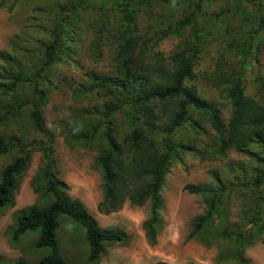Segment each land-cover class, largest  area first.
<instances>
[{
    "label": "rangeland",
    "instance_id": "374dc122",
    "mask_svg": "<svg viewBox=\"0 0 264 264\" xmlns=\"http://www.w3.org/2000/svg\"><path fill=\"white\" fill-rule=\"evenodd\" d=\"M75 1L0 0V84H9L10 80L5 78L7 73L13 75L19 71L24 79L14 92L0 91V136L15 143L0 155V171L21 153V149L26 148L30 152L27 167L17 180L12 205L0 211V264H14L18 259L25 264H36L49 252L47 247H35L36 230L27 231L17 240H12L10 229L18 211L31 205H43L51 199L46 197L44 200L32 184L37 169L42 165L39 146L45 144V136L33 130L27 113L31 109L29 99L36 80L32 74L41 63L43 45L49 41L51 20L48 13L54 14L58 10L57 15L66 14L69 5ZM171 1L168 4L151 1V7L144 9L137 18L141 31L147 25H151L152 29V26L160 24L158 35L171 32L165 26L172 28L174 21L187 16L197 1L199 9L193 23L200 48L194 71L206 70L210 73L217 61L223 64L224 73H230L232 69L237 71L242 57L239 47L247 40L248 31L254 26L250 18L244 22V15L248 14L245 12L250 5L245 6L244 0L238 4L237 0H185L182 6ZM260 1L264 3V0ZM109 3L110 0H96L94 5L108 10L112 8L108 7ZM87 4L88 0L78 8L79 16L86 11L91 12ZM167 9L171 17L168 15L169 19L163 20L159 16H166ZM86 24L89 23L85 21ZM86 28L88 31L85 30L84 38L80 39L75 52L68 51L66 42V53L70 57L60 54L45 73V78L48 76L55 86L48 91L39 113L43 128L52 140L54 172L68 185V196L89 212L99 228L121 230L126 238L123 242L102 241L99 258L88 262V246L82 227L70 217L59 214L55 238L62 258L68 264H264V202L255 214L251 184L254 169L260 166L257 157L264 156L263 147L251 142L249 149L253 152L248 155L238 153L233 147L216 150L215 130L199 114L196 117L203 121L200 123L202 128H193L184 123L182 128L168 135L172 141L183 144L184 148L178 150L179 158L171 160L163 177L152 242L148 239L145 226L150 217L148 201L135 206L125 200L120 208L109 213L97 209L103 198L101 174L93 168L98 152L95 148H84L65 141L68 135L72 139L70 133L78 128L100 125L101 118L95 112L103 109L106 100L102 90L83 97L74 96L73 91L91 82V72L109 74L113 69L112 40L106 35V41L101 46L102 53L93 56L88 40L94 33L91 28ZM236 33L239 42L228 41ZM183 37L191 39L192 32L186 29L180 36H163L151 47V59L153 53L163 57L173 53ZM254 43L243 68V93L264 103V87L256 79L264 76V30L254 36ZM1 56L9 57L16 67L4 63ZM26 77L31 79L26 80ZM191 80L188 85L194 84L196 94L211 104L218 116L225 120L230 113V104L224 94L200 75H195ZM36 83L37 87L42 88L45 82L36 80ZM159 105L160 102L156 105L157 110ZM167 120L163 116L158 123L155 130L157 140L165 135ZM114 122L120 123L119 130L126 129L121 113L116 115ZM189 143L190 148H186ZM189 185L206 188V191L190 193L186 189ZM219 187H224V190L220 192ZM257 190L264 197V184ZM209 201L213 205L210 215L199 230L188 237L194 222L206 214ZM250 217L256 219V223ZM256 225L263 227L256 230ZM245 234L249 235L247 241L242 240Z\"/></svg>",
    "mask_w": 264,
    "mask_h": 264
},
{
    "label": "trees",
    "instance_id": "16d2710c",
    "mask_svg": "<svg viewBox=\"0 0 264 264\" xmlns=\"http://www.w3.org/2000/svg\"><path fill=\"white\" fill-rule=\"evenodd\" d=\"M84 1L87 0H77L70 4L66 14L57 15L58 10L54 14L48 13L51 20L48 31L49 41L43 45L41 63L32 74L33 79L45 82L44 87L39 88L35 80L29 99L31 109L27 113L33 130L45 136V144L39 146L42 151V165L37 169L32 184L44 200L46 197L51 199L43 205H31L18 211L14 216L10 236L12 240H17L27 231L36 230L34 231L35 234L37 233L35 247L49 249V252L36 264H68L59 254L55 238L59 214L70 217L82 227L88 246V262H94L99 258L102 241L123 242L126 238V234L121 230L99 228L89 212L68 196L66 193L68 185L54 172L52 140L43 128L39 113L48 91L55 86L48 76L45 78L47 75L45 73L60 54L69 56L66 53V42L69 45L68 51L75 52L80 39L84 38L82 35L87 30L86 27L91 28L94 33V36L88 40L93 56L102 53L101 46L106 41V35L112 40L113 69L109 74L91 72L89 74L91 82L73 91L74 96L83 97L102 90L106 100L103 109L95 112V115L101 118L100 125L78 128L74 133H70L72 139L68 135L65 141L84 148H95L98 152L93 168L100 172L102 178L103 198L97 205L100 212L116 211L125 200L135 206H141L148 201L150 217L145 226L148 239L150 242L153 241V226L157 222L156 216L160 207L159 191L163 177L171 160L179 158L178 150L184 148L183 144L172 141L168 135L182 128L184 123H188L193 128H202L200 123L203 121L196 117V114L202 115L209 127L215 130L216 150L222 151L224 148L233 147L238 153L248 155L253 152L249 149V144L255 142L263 147L264 153V103L243 93L242 77L245 61L250 56L251 48L255 46L253 38L264 30V3L260 0H244L245 6L250 5L245 12L248 14L244 15V22L250 18L254 26L248 31L247 40L239 47L242 57L237 71L232 69L230 73H224L223 64L217 61L214 70L209 73L206 70L194 71L200 45L196 25L193 22L199 9V2H195L187 16L174 21L173 29L170 25L165 26L171 32L166 31L158 35L161 31L160 24L156 27L152 26V29L151 25H147L145 30L141 31L137 18L154 2L164 1L168 4L169 0H110L108 7L112 8L108 10L95 6L96 0H88L87 7L91 12L86 11L84 15L79 16L78 8L84 5ZM171 2L182 6L185 0ZM239 2L240 0H237V4ZM260 5L263 7L261 8ZM166 12V16L159 17L168 20V15L171 17V14L169 10ZM78 21L79 24L76 25ZM85 21L89 24L85 25ZM186 29L192 32L191 39L183 37L182 41L176 44L173 53L166 57L153 53L151 59V47L163 36H180ZM236 35L237 33L231 37L228 35V41L239 42ZM1 59L10 67H16L9 57L1 56ZM20 75L19 71L13 75L7 73L5 78L10 80L9 84H0V91L14 92L15 87L24 80ZM95 75H97L96 81H94ZM195 75H200V78L224 94L230 104V113L225 120L218 116V112L211 104L196 94L194 84L188 85ZM30 79L26 77V80ZM256 79L264 87V76ZM159 102L157 110L156 105ZM120 113L126 125V129L122 130L118 129L120 123L114 122L116 115ZM163 116L168 119L164 125L165 135L157 140L155 130ZM189 121L195 125L189 124ZM0 124H2L1 119ZM13 144H15L13 140H6L0 136V155L10 150V145ZM190 146L191 143L186 148ZM29 153V149H21L19 155L14 156L2 167L0 211L12 205L17 180L27 167ZM257 160L260 166L254 169L251 178L255 214L259 211L260 204L264 202L263 195L257 190L264 184V156L257 157ZM186 189L190 193L206 191V188L197 185H189ZM219 189L221 192L224 187ZM212 208V202L209 201L206 214L194 222L188 237L199 230ZM250 220L256 223V219L250 217ZM261 227L263 225H256V230ZM248 237L249 235L245 234L242 240L247 241ZM14 264L25 263L18 259Z\"/></svg>",
    "mask_w": 264,
    "mask_h": 264
}]
</instances>
